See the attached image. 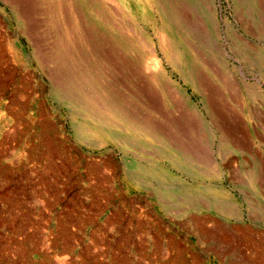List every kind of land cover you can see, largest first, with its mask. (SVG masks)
I'll return each mask as SVG.
<instances>
[{
    "label": "rangeland",
    "instance_id": "obj_1",
    "mask_svg": "<svg viewBox=\"0 0 264 264\" xmlns=\"http://www.w3.org/2000/svg\"><path fill=\"white\" fill-rule=\"evenodd\" d=\"M38 1L0 0L8 92L27 103L21 143L3 145L12 173L0 176V264H264V196L245 182L256 153L233 143L247 136L264 160V0H160L161 14L122 0L127 21L115 17L112 31L103 22L111 0L102 21L72 0L94 41L122 58L102 93L120 96L125 115L104 124L49 83L64 72L61 0ZM132 28L151 40L164 78ZM160 32L173 42V65ZM9 102L0 100L8 119ZM11 130L0 127V142Z\"/></svg>",
    "mask_w": 264,
    "mask_h": 264
},
{
    "label": "bare ground",
    "instance_id": "obj_2",
    "mask_svg": "<svg viewBox=\"0 0 264 264\" xmlns=\"http://www.w3.org/2000/svg\"><path fill=\"white\" fill-rule=\"evenodd\" d=\"M28 0H26L27 2ZM38 1V0H37ZM49 1V0H48ZM60 1V0H59ZM124 1V0H123ZM122 0H111L110 7L106 8L104 3H106V0H80V2H83L84 5L88 8L89 13L93 14L95 18H98V21H102V17L100 16V13L103 12V8L108 9L109 12H111L112 20H108V18L104 19L103 22H105V27L110 31L115 30L114 27L116 26L115 17L120 18L122 21L120 23H124L127 21V19L124 17V14L122 12H119V9L121 8L119 5L120 3H124ZM136 2L138 5V9L143 8L148 2L154 3L155 7L157 8L158 12L160 14L164 10L161 6L160 0H131L133 4ZM168 2V0H165ZM8 2V1H7ZM6 2V3H7ZM13 4H21L23 0H11ZM39 2V1H38ZM41 2V1H40ZM44 2V1H43ZM78 2V1H77ZM118 2V3H117ZM165 2V3H166ZM191 2V1H190ZM205 2V1H204ZM50 3V1H49ZM56 3V1H55ZM192 3V2H191ZM29 4V3H28ZM46 4V2H45ZM108 4V3H107ZM174 4V3H172ZM177 4V3H176ZM31 5V4H30ZM35 5V4H34ZM82 5V4H81ZM175 5V4H174ZM204 5V4H203ZM24 6V5H23ZM51 6V5H50ZM76 6V5H75ZM72 0H61L56 5V12L58 15L57 20H59V34H60V46L62 50V56L65 57V60L62 58V61L64 63V72L60 71L57 76L49 77V83L51 84L52 88L56 90L57 92H62L65 99H67L70 102H78V106L84 107V109L88 112V114L94 116V117H100L101 123H107L109 122L110 118L113 120H117L123 118L125 115V109H124V102L121 99L120 96L114 95L113 99H108L107 95L103 94L102 91H107V86L104 83V79L108 78L110 73H115L116 70L119 71V68L121 67V57L120 54L117 53V49L114 45H110L108 43L102 42L99 44V42H95L94 39L91 37V30L85 28L83 24V20L81 17V14L76 12L75 7ZM152 6V5H151ZM166 7V5H164ZM36 7V6H35ZM34 7V8H35ZM49 7V6H48ZM187 7V6H186ZM214 7V6H213ZM14 8V7H13ZM82 8V7H81ZM124 9H129V7L124 6ZM47 9V8H46ZM50 9V8H49ZM52 9V8H51ZM122 9V8H121ZM120 9V10H121ZM167 9V8H166ZM208 9V7H207ZM21 10V9H20ZM53 10V9H52ZM168 10V9H167ZM183 10V9H182ZM27 11V9H26ZM25 11V12H26ZM46 11V10H45ZM45 11L43 13H45ZM78 11V9H77ZM170 11V10H169ZM172 11V10H171ZM178 11V9H177ZM180 11V10H179ZM198 11V10H197ZM17 12V11H16ZM31 12V11H30ZM29 12V14H30ZM80 12V11H79ZM108 12V11H106ZM157 12V13H158ZM167 12V11H166ZM200 12V11H199ZM34 13V12H33ZM51 13V12H50ZM88 13V14H89ZM174 13V12H173ZM177 13V12H176ZM204 13V12H203ZM210 13V11L208 12ZM27 14V15H29ZM180 16V13H178ZM201 14V13H200ZM53 15V13H52ZM51 15V16H52ZM55 15V16H56ZM86 15V14H85ZM171 15V12H170ZM202 15V14H201ZM17 16V15H16ZM88 16V15H86ZM98 16V17H97ZM176 19V16L173 15ZM185 16V15H183ZM209 16V15H208ZM23 17V16H22ZM165 17V16H164ZM172 17V16H171ZM181 17V16H180ZM197 17V16H196ZM93 18V17H92ZM162 18V17H161ZM18 19V17H17ZM27 19V18H25ZM89 19V18H88ZM207 19V17H206ZM33 20V19H32ZM51 20V19H50ZM86 20V19H85ZM118 20V19H117ZM165 20V19H164ZM173 20V18H172ZM171 20V21H172ZM177 20V19H176ZM180 20V19H179ZM195 20V19H194ZM208 20V19H207ZM54 21V20H53ZM90 21V20H89ZM171 21L169 24H172ZM175 21V20H174ZM197 21V20H196ZM202 21V20H201ZM209 21V20H208ZM36 22V21H35ZM35 22L32 25V28L36 27ZM51 22V21H50ZM55 22V21H54ZM58 24V21H56ZM165 22V21H164ZM167 22V21H166ZM178 22V21H177ZM192 22V21H191ZM194 22V21H193ZM203 22V21H202ZM85 23V22H84ZM90 23V22H89ZM93 23V22H92ZM176 23V22H175ZM179 23V22H178ZM177 23V24H178ZM182 23V22H181ZM208 23V22H207ZM32 24V22H31ZM88 24V23H87ZM103 24V23H102ZM126 24V23H125ZM123 24V25H125ZM164 24V23H163ZM43 25V24H42ZM120 25V24H119ZM118 25V26H119ZM184 25V24H183ZM209 25V24H208ZM214 25V24H213ZM49 26V25H48ZM132 26V25H131ZM136 26V25H135ZM138 26V25H137ZM176 26V25H175ZM174 26V27H175ZM185 26V25H184ZM206 26V25H205ZM188 27V26H187ZM210 27V26H209ZM215 27V26H214ZM52 28V26H51ZM120 27H117V30H119ZM178 28V27H177ZM181 27H179L180 29ZM186 28V27H185ZM205 28V27H204ZM212 28V27H211ZM54 29V28H52ZM58 29V28H57ZM98 29V28H97ZM121 29V28H120ZM126 29V28H125ZM135 29V28H134ZM132 28V32L134 31ZM142 29V28H141ZM187 29V28H186ZM45 30V28H44ZM94 30V29H93ZM92 30V31H93ZM116 30V31H117ZM181 30V29H180ZM215 30V29H214ZM28 31V30H27ZM34 31V30H33ZM56 31V30H55ZM122 31V30H121ZM177 31V30H176ZM190 31V29H189ZM217 31V30H215ZM30 31H28L29 33ZM96 32V31H95ZM100 32V31H99ZM119 32V31H118ZM123 32V31H122ZM181 32V31H180ZM184 32V31H183ZM195 32V31H194ZM193 32V33H194ZM213 32V31H212ZM43 33V31H42ZM105 33V32H104ZM140 35V41L142 47L146 49V51H149V55L151 56V60H155V68L157 69L159 75L164 78V71L162 67V61L157 59L155 56V49L153 48V44L149 38H146L144 35H142L141 32H136V34ZM187 33V31H186ZM191 33V31H190ZM233 32H231L232 34ZM55 34V33H54ZM103 34V33H102ZM101 34V35H102ZM124 34V32H123ZM122 34V35H123ZM144 34V33H143ZM31 35V34H30ZM29 35V36H30ZM42 35V34H41ZM57 35V33H56ZM105 35V34H104ZM103 35V36H104ZM118 35V34H117ZM119 35L121 33L119 32ZM118 35V37H119ZM126 35V34H125ZM130 35V34H129ZM205 35V34H204ZM212 35V34H211ZM148 36V35H147ZM191 36V35H190ZM201 36V35H200ZM207 36V35H206ZM233 36V35H232ZM34 37V36H33ZM40 37V36H39ZM123 37V36H122ZM122 37H119L121 39ZM194 37V36H193ZM199 37V36H198ZM197 37V38H198ZM212 37V36H211ZM216 37V36H215ZM240 37V36H239ZM58 38V37H57ZM110 38V37H109ZM112 38V37H111ZM130 38V37H128ZM196 38V37H195ZM39 39V38H38ZM116 39V37H115ZM133 39V38H132ZM215 39V38H214ZM240 39V38H238ZM242 39V38H241ZM113 40V39H112ZM111 40V41H112ZM127 40V39H126ZM130 40V39H129ZM157 40V39H156ZM189 40V39H188ZM196 40V39H195ZM194 40V41H195ZM203 40V39H202ZM235 40V39H234ZM100 41V40H99ZM114 41V40H113ZM117 41V40H115ZM123 41V38H122ZM132 41V40H131ZM159 41V47L162 51L164 58L166 61L170 64H174V61L177 59L175 55V49L173 42L171 41L170 37L165 32H160L158 36ZM186 41V39L184 40ZM198 41H200L198 39ZM212 41V40H211ZM57 42V41H56ZM118 42V41H117ZM124 42V41H123ZM187 42V41H186ZM186 42L184 44H186ZM59 43V42H58ZM57 43V44H58ZM120 43V42H119ZM127 43V42H126ZM188 43V42H187ZM201 43V42H200ZM237 43V42H236ZM241 43V42H240ZM239 43V44H240ZM132 44V43H131ZM202 44V43H201ZM200 44V46H201ZM124 45V44H123ZM127 45V44H126ZM244 45V44H243ZM41 46V44H40ZM47 46V45H46ZM56 46V45H54ZM128 46V45H127ZM136 46V45H134ZM133 46V47H134ZM187 46V44H186ZM190 46V45H189ZM203 46V45H202ZM43 47V46H42ZM125 47V46H124ZM188 47V46H187ZM241 47V46H240ZM121 48V47H119ZM132 48V47H131ZM136 48V47H135ZM211 48V47H210ZM213 48V47H212ZM246 48V46H245ZM250 48V47H248ZM37 50H41L36 46ZM134 49V48H133ZM138 49V48H137ZM10 50V49H9ZM60 50V49H59ZM60 50V51H61ZM195 50V49H194ZM193 50V51H194ZM249 50V49H248ZM44 51V50H43ZM138 51V50H137ZM37 52V51H36ZM40 52V51H39ZM139 52V51H138ZM192 52V51H191ZM196 52V51H195ZM58 53V51L56 52ZM60 53V52H59ZM42 54V53H41ZM38 55V61L40 64H45L44 57L42 55ZM256 54V53H254ZM60 55V54H59ZM217 56V55H216ZM215 56V57H216ZM52 57V56H51ZM60 57V56H59ZM254 57V56H253ZM46 58V57H45ZM50 58V56H49ZM121 58V59H120ZM56 60L58 58H55ZM60 59V58H59ZM145 59V58H144ZM199 59V58H198ZM217 59V58H216ZM8 59H5L2 51L0 49V100L5 97L6 95L10 97V102L8 106L6 107V111H8V115H10V119H8L2 110V105L0 103V127L9 126L10 123H12L13 130L10 132L8 131L4 135L3 142H0V176L1 177H7L12 171L10 170V167L3 165L2 160L7 154L4 152V147L8 142L13 141L14 143L20 144L25 132H26V124L23 120V112L25 111L27 107V103L25 102V97L23 96L24 93H17L16 90H13L8 92V87L11 86L13 82V73L6 67V62ZM37 61V62H38ZM59 61V60H57ZM141 61V60H140ZM220 61V60H219ZM55 62V61H54ZM61 62V61H60ZM217 62V61H216ZM51 63V62H50ZM57 63V62H56ZM137 63V62H136ZM149 63V62H148ZM53 64V63H52ZM50 64V67L51 65ZM54 65V64H53ZM61 65V64H60ZM62 66V67H63ZM171 66V65H170ZM49 67V68H50ZM59 68V66H57ZM61 67V66H60ZM46 68V67H45ZM48 68V67H47ZM56 68V67H55ZM43 69V68H42ZM121 69V68H120ZM50 70V69H49ZM214 71V70H213ZM50 72V71H49ZM48 72V73H49ZM54 72V71H53ZM47 73V74H48ZM56 73V72H55ZM54 73V74H55ZM56 75V74H55ZM118 75V74H117ZM121 75V74H120ZM198 78V74H196ZM189 77V76H188ZM114 79V78H113ZM116 80V79H115ZM197 80V79H196ZM20 82V81H19ZM109 82V81H108ZM168 82V81H167ZM114 84V83H113ZM184 84V83H183ZM27 85V83H25ZM112 86H110L111 88ZM10 88V87H9ZM24 88V87H23ZM27 88V86H26ZM169 88V87H168ZM25 89V88H24ZM100 89V91H98ZM127 89V88H126ZM129 89V88H128ZM111 95V94H110ZM113 96V95H112ZM135 97V96H134ZM78 98V99H77ZM111 98V97H110ZM80 99V100H79ZM80 110V109H79ZM78 112V111H77ZM187 112V111H186ZM85 113V112H84ZM7 114V113H6ZM25 119V118H24ZM119 121V120H118ZM123 121V120H122ZM35 123V122H34ZM33 124V123H32ZM100 124V122L98 123ZM119 124V122H118ZM29 126V125H28ZM113 127V126H112ZM116 128V127H114ZM86 132V131H85ZM37 134V133H36ZM82 134H84L82 132ZM87 134V133H86ZM85 134V135H86ZM81 135V134H80ZM46 136V135H45ZM79 136V135H78ZM83 136V135H82ZM52 137V136H51ZM53 138V137H52ZM56 139V138H55ZM53 141V139H52ZM49 142V141H48ZM59 143H54V146H57ZM239 144V143H238ZM43 145V144H42ZM13 151V150H12ZM32 153L37 154V148H34L31 150ZM54 151V150H53ZM52 152V151H51ZM40 154V153H39ZM37 154L38 158L40 159L43 156H39ZM33 158V157H32ZM45 158H50V155L47 154ZM9 163V162H8ZM15 163V162H14ZM50 165V164H49ZM23 169V168H22ZM53 169V168H52ZM23 188H19V190H22ZM35 189V188H34ZM22 204V203H20Z\"/></svg>",
    "mask_w": 264,
    "mask_h": 264
},
{
    "label": "crops",
    "instance_id": "obj_3",
    "mask_svg": "<svg viewBox=\"0 0 264 264\" xmlns=\"http://www.w3.org/2000/svg\"><path fill=\"white\" fill-rule=\"evenodd\" d=\"M237 127L234 128V133H236ZM231 131V130H230ZM233 131V130H232ZM241 131V130H240ZM236 138V137H235ZM237 141L239 143V145H237ZM233 143H235V149L236 151L238 150V152L241 153H245V154H255L256 155V160H252L251 158V162L249 164L250 167V171H249V177H245V182H247V186L248 188L251 189L252 194L256 197L258 196H264V160H263V156H262V152L260 153V155L258 154V152H255L250 140L248 139L247 136H240L238 140H235ZM237 146L239 147L237 149ZM257 161V162H256ZM256 162V163H254ZM245 163V161H244ZM248 164L246 163L245 166H247ZM247 178V179H246ZM197 180L202 179L201 175H198ZM241 180V178L239 179ZM246 187V186H245Z\"/></svg>",
    "mask_w": 264,
    "mask_h": 264
}]
</instances>
